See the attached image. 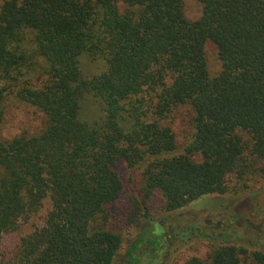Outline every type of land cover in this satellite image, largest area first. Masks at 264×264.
<instances>
[{"label":"trees","instance_id":"trees-1","mask_svg":"<svg viewBox=\"0 0 264 264\" xmlns=\"http://www.w3.org/2000/svg\"><path fill=\"white\" fill-rule=\"evenodd\" d=\"M193 1L196 20L185 0H0V125L10 97L44 116L38 134L0 143V240L51 204L0 264H112L120 167L136 175L144 225L155 195L171 213L264 175V0ZM83 56L100 64L91 78ZM181 108L193 132L179 149L171 120ZM207 240L208 259L185 264H264V246Z\"/></svg>","mask_w":264,"mask_h":264},{"label":"rangeland","instance_id":"rangeland-1","mask_svg":"<svg viewBox=\"0 0 264 264\" xmlns=\"http://www.w3.org/2000/svg\"><path fill=\"white\" fill-rule=\"evenodd\" d=\"M184 14L188 20H196L201 7L193 0H185ZM205 57L208 74L215 77L220 71V62L215 47L210 43L205 45ZM80 68L85 78H91L98 73L100 64L83 56ZM89 105L93 109L91 101ZM4 108L0 143L21 134L36 135L44 126L41 112L12 97ZM87 109L84 115L94 116L92 109ZM173 117L171 127L180 149L193 132L192 112L189 108H181ZM119 172L125 191L112 208L110 222L121 235L122 247L112 264H131L128 248L140 238L141 227L146 236L131 253L136 264H185L191 258L206 261L212 250V243L207 239L220 235H229L232 243L249 251L264 246V175L245 177L241 181L235 179L224 194L204 196L171 213L163 211L162 201L155 195L148 201L151 222L144 225L142 211L135 214L133 207L139 201L136 175L124 167H120ZM50 209L47 199L37 213L21 221L16 232L3 235L0 255L5 259L12 257L19 239L40 228Z\"/></svg>","mask_w":264,"mask_h":264}]
</instances>
